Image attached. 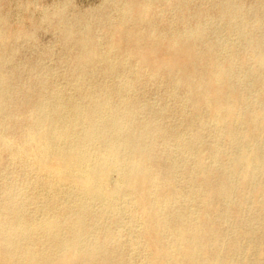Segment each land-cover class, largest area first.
Masks as SVG:
<instances>
[{
	"label": "bare ground",
	"instance_id": "obj_1",
	"mask_svg": "<svg viewBox=\"0 0 264 264\" xmlns=\"http://www.w3.org/2000/svg\"><path fill=\"white\" fill-rule=\"evenodd\" d=\"M5 4L0 264H264V0Z\"/></svg>",
	"mask_w": 264,
	"mask_h": 264
},
{
	"label": "rangeland",
	"instance_id": "obj_2",
	"mask_svg": "<svg viewBox=\"0 0 264 264\" xmlns=\"http://www.w3.org/2000/svg\"><path fill=\"white\" fill-rule=\"evenodd\" d=\"M26 5L24 10L20 8V2ZM6 0L5 10L9 13V21L13 28L24 27L28 28L31 25V18L38 19L41 10L44 7L53 8L59 2H67L70 5V10L73 8L86 10L98 6L103 0ZM250 1V0H246ZM38 40L41 45L52 46L54 51H60L59 45L55 42V36L51 32H45L41 30L38 33ZM23 54V56H22ZM20 56H31L30 50H24ZM58 57V53L54 59L44 58L45 62L51 66L55 64V59ZM50 61V62H49Z\"/></svg>",
	"mask_w": 264,
	"mask_h": 264
}]
</instances>
